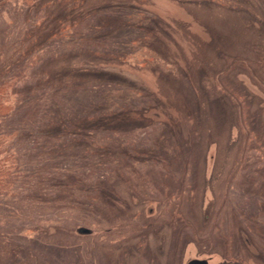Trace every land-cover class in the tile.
Segmentation results:
<instances>
[{
	"label": "rangeland",
	"instance_id": "rangeland-1",
	"mask_svg": "<svg viewBox=\"0 0 264 264\" xmlns=\"http://www.w3.org/2000/svg\"><path fill=\"white\" fill-rule=\"evenodd\" d=\"M174 1L0 0V264H178L187 239L194 251L264 264V110L233 77L219 76L222 52L174 41L186 31L170 36L160 23L178 10ZM214 2L197 10L264 80L249 52L264 39L255 42L237 15L252 7L264 22V0ZM187 22L206 45L211 33ZM102 62L105 73L93 66ZM158 82L190 104L191 116L177 119L196 125L189 146L172 140L184 125L164 123L146 89ZM230 94L250 133L238 146L222 138L236 122ZM136 110L148 122L133 120ZM210 142L217 144L208 150ZM207 159L215 165L209 179ZM207 188L213 208L205 221ZM143 198L160 201L155 217L141 213ZM159 232L176 242L166 257L153 239Z\"/></svg>",
	"mask_w": 264,
	"mask_h": 264
},
{
	"label": "flooded vegetation",
	"instance_id": "flooded-vegetation-1",
	"mask_svg": "<svg viewBox=\"0 0 264 264\" xmlns=\"http://www.w3.org/2000/svg\"><path fill=\"white\" fill-rule=\"evenodd\" d=\"M214 1L216 0H200L199 2L195 3L193 0H187L186 2H183L181 0L180 1L175 0L174 2L178 4L179 6L178 10L175 9L172 13H170L171 17L169 16L167 17L170 20L169 22H165L166 23L165 24L160 21V23H162V26L165 27L167 30L175 31V32L172 31V33H170V36H176L178 32L182 33L183 31H186V33L183 32L185 34L184 36L186 37L185 39L182 38L181 36L180 37L176 36L174 41L176 40L187 41L194 48V50H196L199 54H205L206 52L212 51V55H213L215 52L218 51V52H222L224 56H227L225 60L226 62H223V61L218 62L220 66L223 68L222 70L219 71V76L227 73L229 76L233 77L234 80L238 82V84L242 85L245 91L253 98L254 105L258 107L259 110H264V108L261 107L264 104V80L258 76L257 74L258 72L256 73L252 64L249 63L245 57L233 55V52H229L230 50H233V49L230 47V45L228 46V43L224 47V42L221 41L222 40L221 35H219L216 32L219 26L216 25L215 23H212L208 18L206 19V17L202 15V14L205 15V12H200L202 11L201 9L199 11L197 10V8H202V7L205 8L207 4L216 5ZM124 3L131 4V1H126ZM217 6H219V4H217ZM129 8L131 9V7ZM242 9H243V12L242 13L238 12L237 15L239 17L240 16L242 17V19L245 21L244 23L245 27L253 33L252 36H253L254 41L257 42V40L264 39V22L262 21V15L259 14L258 11L252 7L251 8L243 7ZM207 15H211L213 19V15H214L213 13L207 12ZM156 18L157 17H155V19ZM219 18H221V15L216 14L215 19L217 20ZM187 21L196 22L211 33L210 39L206 42V45H203L202 41L197 40V42H200L201 44L199 45L195 41V39H193L194 36L192 34H189V32H187V30H189V28L191 27L189 22ZM133 24H136V23H133ZM134 26L136 27L137 24ZM188 37H190V39H188ZM219 41L222 44V48L220 45H218ZM250 48L251 50L249 52L252 55L250 56L251 60L255 62V64L264 66V45L260 46L259 44L254 43ZM206 49L208 51H205ZM248 58L249 57L247 56V59ZM108 65L109 63H106V62L93 64L95 70H98V72H104V73L109 68ZM242 79H246L250 84H252L257 89V92H259L260 94L252 95L251 93H249L247 89L244 87ZM158 83L160 86L154 87L153 90L151 88H147L146 84H145V87L148 91H150L152 94L155 95L157 102L159 101L160 105L157 107L155 106V107L164 113L163 115H165L164 117L166 118V121L164 123L172 125V126L174 125L178 126L179 124L184 125L185 127L184 130H186V133L184 134L181 130H180V134L173 133L172 140L175 141V143H182L183 145L185 144L189 146L190 142L188 141L189 139L187 138L189 135H193V133L196 131L195 129L196 125L194 123L192 127H190L191 122L190 123L186 122L184 124L182 122H178L177 119L180 115H184L185 117L191 116L190 104L189 103L184 104V105L182 103L178 104V98H181V96H179V94H174V93L171 95L168 89L164 87L161 84V82H158ZM221 90L226 91V89H221ZM170 95L172 96L171 98L169 97ZM230 95L231 96H226L227 103H229L234 109V117H235L236 122L231 123V125L228 124V133L224 135L221 134V135L224 140L226 141L230 140V142L233 145L238 146L241 139L243 137H246V135H249L250 133L243 124L242 106L238 101L239 99L233 94H230ZM201 99L202 98L199 97V100ZM207 100H208V96L205 93V101L207 102ZM201 104L203 105V100ZM210 109H211L210 104L207 103V108H206L204 116L207 119L212 120L210 118ZM138 111L139 110H136V112L132 113L133 120L135 119L136 121L140 120L143 122H148L147 119L146 120L140 119L139 114H137V113H140V111L139 112ZM212 135H213V131L211 132L210 136L212 137ZM215 144L217 143L213 142L212 144V142H210L208 146V150H210ZM222 151L223 150H221L220 148V150L217 153L218 156L220 155V152ZM159 163L160 164L163 163L165 166V160L161 159L159 160ZM205 163H206V166H204V178L209 179L213 176V170L215 168V165H214V162L212 163V161H210V159H207ZM209 167H211L210 171L208 170ZM159 188L161 191H163V189L165 191L167 190L160 186ZM165 191H163V193ZM178 197L179 196L177 195V199H179ZM212 197H213L212 189L210 188L205 189L203 192V196L201 198V202H200V212L203 215V218L205 221L208 220V218H210V212H211V209L213 208ZM143 200L144 202H147V203H142L143 207H142L141 213L143 212V215L146 218L155 217L157 215V209H159L158 207L161 205L160 201H157L154 199L149 200V199H144V198ZM242 232L243 231L241 230L238 231L239 238L243 236ZM243 237L245 238V236ZM153 239L157 242L158 249L160 250L161 253H163V257H166V253L168 249L170 248V245H172V242H175V239H172V236H165L163 233H160V232L158 233V236L156 234V236ZM192 244H194V241L192 239L191 240L187 239L182 244L181 248L179 249L178 255H177L178 264H227V263L228 264H240L236 262L232 263V261H226L225 260L226 258L222 256L220 252L216 250L203 251V252L194 251L193 250L194 246H191ZM148 264H155L154 260H151L150 262L148 261Z\"/></svg>",
	"mask_w": 264,
	"mask_h": 264
},
{
	"label": "water",
	"instance_id": "water-1",
	"mask_svg": "<svg viewBox=\"0 0 264 264\" xmlns=\"http://www.w3.org/2000/svg\"><path fill=\"white\" fill-rule=\"evenodd\" d=\"M77 232L79 234H89L90 233V230L85 229V228H78Z\"/></svg>",
	"mask_w": 264,
	"mask_h": 264
},
{
	"label": "crops",
	"instance_id": "crops-1",
	"mask_svg": "<svg viewBox=\"0 0 264 264\" xmlns=\"http://www.w3.org/2000/svg\"><path fill=\"white\" fill-rule=\"evenodd\" d=\"M35 131H36V130H33V129L31 130V134L34 135V136H35V133H36ZM31 140H32V139H31ZM33 140H34V138H33ZM53 174H54V173H53Z\"/></svg>",
	"mask_w": 264,
	"mask_h": 264
},
{
	"label": "trees",
	"instance_id": "trees-1",
	"mask_svg": "<svg viewBox=\"0 0 264 264\" xmlns=\"http://www.w3.org/2000/svg\"><path fill=\"white\" fill-rule=\"evenodd\" d=\"M0 87H1V86H0ZM2 176H3V174L0 175V177H2Z\"/></svg>",
	"mask_w": 264,
	"mask_h": 264
}]
</instances>
